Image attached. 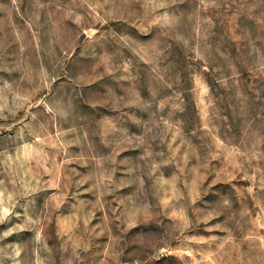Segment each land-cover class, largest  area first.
Returning <instances> with one entry per match:
<instances>
[{
  "label": "rangeland",
  "instance_id": "rangeland-1",
  "mask_svg": "<svg viewBox=\"0 0 264 264\" xmlns=\"http://www.w3.org/2000/svg\"><path fill=\"white\" fill-rule=\"evenodd\" d=\"M0 264H264V0H0Z\"/></svg>",
  "mask_w": 264,
  "mask_h": 264
}]
</instances>
